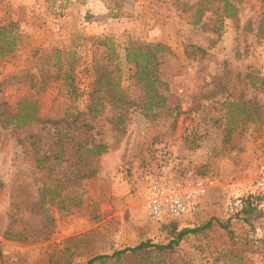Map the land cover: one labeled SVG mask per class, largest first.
I'll return each mask as SVG.
<instances>
[{"label": "rangeland", "instance_id": "1", "mask_svg": "<svg viewBox=\"0 0 264 264\" xmlns=\"http://www.w3.org/2000/svg\"><path fill=\"white\" fill-rule=\"evenodd\" d=\"M234 1L235 17L213 32L201 24L209 12L191 21L196 0H0V23L14 22L17 34L15 48L0 56V264H87L140 242L166 244L184 227L199 230L171 251L127 250L100 264H264V184L255 186L259 177L264 182V27L257 29L264 0ZM98 37L120 51L129 42L163 44L157 74L165 104L150 117L128 108L116 135L108 119L114 109L106 107L93 120L109 145L94 175L73 186L75 200L71 191L42 200L45 169L36 165L27 133L45 129H14L6 112L28 96L43 116L82 108ZM67 60L75 96L56 77ZM160 145L216 185L194 212L152 220L144 215L138 171L145 151ZM249 194L259 198L250 210L243 206Z\"/></svg>", "mask_w": 264, "mask_h": 264}, {"label": "trees", "instance_id": "2", "mask_svg": "<svg viewBox=\"0 0 264 264\" xmlns=\"http://www.w3.org/2000/svg\"><path fill=\"white\" fill-rule=\"evenodd\" d=\"M207 12H209L207 19L211 27L207 28L208 23L201 24L207 30L218 32L224 18L235 17L237 6L234 0H196L191 21L201 22ZM14 24L12 21L0 23V56L11 52L16 46L17 34L13 31ZM263 27L264 12L259 18L257 29L261 30ZM93 44L95 46L91 49L89 63L91 81L87 99L82 108L66 106L59 116H43L38 113L35 100L28 96L19 98L15 103V109L6 112V122L14 129L27 131L37 125L40 126L39 130L45 129L43 134L27 133V137L32 139L31 146H33L36 165L45 169L46 182L38 189L42 200L44 196H47L48 201H51L59 197L61 191H71L68 197L75 200L77 196L72 193L73 186L78 185L80 180L94 175L96 172L94 162L99 154L107 151L109 145L94 130L96 126L93 120L103 114L106 107L114 109V113L108 119L111 131L113 135H116L122 131L123 112L128 108L137 109L143 116L150 117L154 115L153 109L163 107L166 101V95L163 93L166 84L159 79L157 74L158 56L166 49L163 44L129 42L121 47V51L106 37L95 38ZM188 49L186 48L185 52ZM55 52L58 60V51ZM57 63L60 64L59 61ZM66 63L67 70L60 74L58 67L57 76H55L60 78L61 85L67 89V93L75 96L76 87L71 74L74 66L70 60ZM124 77L125 85L122 83ZM251 101L247 100L248 103ZM1 105L6 104L2 102ZM255 111L257 107L252 106L248 114L250 120L254 119ZM45 143L46 148H44ZM66 149L71 150V158H63ZM53 173L54 176H52ZM245 200L243 206L245 205L250 210L252 200L258 202L259 198L249 194ZM209 225L210 221H207L202 227ZM198 230L199 228L184 227L179 229L175 237L166 244L140 242L134 247L116 250L111 254L92 256L87 260V264H93L95 261L100 264L127 250L152 248L156 251H171L184 235Z\"/></svg>", "mask_w": 264, "mask_h": 264}, {"label": "built area", "instance_id": "3", "mask_svg": "<svg viewBox=\"0 0 264 264\" xmlns=\"http://www.w3.org/2000/svg\"><path fill=\"white\" fill-rule=\"evenodd\" d=\"M188 162L166 145L145 151L138 175L144 183L142 206L147 218L163 220L192 213L216 185L211 175L199 173ZM259 172L263 173L262 166ZM263 184V177L255 182L256 188Z\"/></svg>", "mask_w": 264, "mask_h": 264}, {"label": "crops", "instance_id": "4", "mask_svg": "<svg viewBox=\"0 0 264 264\" xmlns=\"http://www.w3.org/2000/svg\"><path fill=\"white\" fill-rule=\"evenodd\" d=\"M205 201V200H204ZM203 200H201V202H200V207H202L203 206V204L205 203ZM201 203H202V205H201ZM190 214V213H189ZM186 215V214H185Z\"/></svg>", "mask_w": 264, "mask_h": 264}]
</instances>
